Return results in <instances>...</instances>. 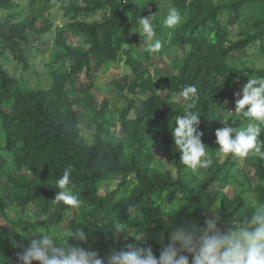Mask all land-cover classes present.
<instances>
[{
	"label": "trees",
	"instance_id": "16d2710c",
	"mask_svg": "<svg viewBox=\"0 0 264 264\" xmlns=\"http://www.w3.org/2000/svg\"><path fill=\"white\" fill-rule=\"evenodd\" d=\"M28 1L19 18L11 12L18 6L15 0H0L5 12L0 17V219L7 223L0 222V264H18L22 249L11 241L28 246L30 239L20 237L27 238L37 227L35 214L48 217L49 229L63 233L61 241L84 227L91 238L79 246L103 259L104 252L132 243L123 237L115 240L110 232L119 220L129 222L127 207L135 205L137 219L131 226L144 227L146 242L158 258L162 244L148 235L153 229L167 238L170 224L202 225L211 206L219 209L227 226L233 217L250 214L253 201L264 203V160L217 154L215 138L220 123L230 116L225 111H234V93L248 72L233 65L232 53L249 51L254 43L264 50V0H165L182 13L183 23L175 28L162 24V0H82V5L73 0ZM55 8L62 13L61 25L45 15ZM149 10L163 43L159 55L177 47L183 51L172 63V73L156 81L142 66L150 56L144 35L137 33L138 18L152 16ZM233 14L239 20L233 25L235 39L228 29ZM50 32L48 88L30 89L1 60L12 56L27 69L24 49ZM143 43L141 51L135 49ZM122 63L135 77L111 122L107 101L97 104L93 89L99 72ZM253 73L264 76V68ZM187 84L200 92L193 111L201 117L202 142L213 159L201 174L179 160L171 134L176 116L184 114L182 98L174 101L171 96ZM85 119L92 130L90 141L83 136ZM231 119L233 127L245 123L234 114ZM111 129L119 134L109 140ZM68 166L74 169L71 191L81 199L75 209L53 201L55 181ZM107 183L115 185L103 191ZM174 213V218H164Z\"/></svg>",
	"mask_w": 264,
	"mask_h": 264
},
{
	"label": "clouds",
	"instance_id": "9594fccd",
	"mask_svg": "<svg viewBox=\"0 0 264 264\" xmlns=\"http://www.w3.org/2000/svg\"><path fill=\"white\" fill-rule=\"evenodd\" d=\"M154 15L138 18L140 28L137 33L144 35L146 51L157 53L163 43L153 25ZM182 23V13L176 8H170L162 20L167 28H175ZM178 95L183 100L184 114L176 116L171 126L173 143L180 153L179 160L194 173L201 174L202 170L212 166L213 159L209 148L202 142L203 133L199 130L201 117L193 111L200 92L194 84H187ZM234 98V111L218 109L230 116L215 131L219 146L217 154L264 160V139H261L264 133V76L248 77L241 90L234 93ZM232 114L245 122L242 127L228 124ZM73 171L71 166L64 168L55 181L57 190L53 201L75 209L80 207L81 199L71 191ZM253 205L254 210L250 214L233 217L227 226L219 209L212 206L202 225L170 224L165 230L170 235L166 245L161 234L162 247L158 258L146 242L144 227L131 226L132 221L137 219L135 205L127 207L129 222L119 220L110 232L115 240L123 237L132 243L119 250L113 249L103 259L98 252L79 246L91 238L84 227H77L69 238L61 241L58 230H50L47 226L48 217L44 214L32 217L37 227L27 238L19 236L21 240L30 239L28 246L15 239L11 243L14 248L22 249L16 256L18 264H264V203L253 201ZM174 217L175 213L164 218ZM0 259L4 260L3 257Z\"/></svg>",
	"mask_w": 264,
	"mask_h": 264
},
{
	"label": "rangeland",
	"instance_id": "374dc122",
	"mask_svg": "<svg viewBox=\"0 0 264 264\" xmlns=\"http://www.w3.org/2000/svg\"><path fill=\"white\" fill-rule=\"evenodd\" d=\"M78 4H83L82 0H73ZM17 3V7L12 10L13 14L19 13V18L24 16V13L29 5L28 0H15ZM161 5L164 6V10H166V15L170 8H172L170 2L166 3L165 0L161 1ZM5 12L0 10V17ZM149 15L153 13L151 10L148 11ZM45 15L51 19L54 24L61 25L62 24V13L57 8L52 9L45 13ZM239 20L235 21V14H233L229 20L228 29L231 33V39L236 38V31L233 28V25L236 24ZM161 22V21H160ZM137 36H139L137 34ZM134 38H136L134 36ZM145 43V37L142 39ZM53 41V32L42 34L38 40L33 41L30 47H26L24 49V54L28 59V68L23 69V64L17 63L16 59L12 56H5L4 59L1 60V63L6 69L15 75L17 78H20L24 81L26 87L30 89H47L49 82L48 77L46 76L45 64L48 61L49 53L52 50V42ZM68 43L71 45H75L74 38H68ZM141 44L138 48L141 51L145 44ZM182 48L177 47L176 50L170 49L163 56L159 55V52L152 53L149 51V60H145L142 62V66L147 67L151 78L156 81L161 74H171L172 73V63L176 60H179L182 55ZM233 65L236 66L239 70L244 71L248 70V72H243V80L244 83L247 82L248 77H255L254 71L257 69L264 68V50L259 47V44H253L249 51H244L242 54L232 53ZM242 73V72H241ZM133 74L130 72L129 68L124 64H118L115 67H111L106 71H101L97 75L95 79L94 86V94L96 97L97 104L100 103L102 99L107 101V114L106 118L110 119L111 122L115 121L118 117V108L125 101V90L129 85L130 81L134 78ZM28 83V84H27ZM242 84L237 85V92H239L242 88ZM171 98L174 101H180L181 97L178 95H172ZM110 113V115H109ZM131 117L132 114L130 115ZM83 136L90 141L91 127L88 124V120H84L83 122ZM112 134L107 139L111 140L114 136H118V130L111 129ZM0 144L2 145V141L0 140ZM249 178L252 180L251 183L253 186L256 185L254 178L250 172ZM115 184H105L103 186V191L108 190L110 187ZM227 195L230 196L231 191L229 187L225 190ZM2 226H7V223L0 219ZM60 234H63L60 232ZM59 234V235H60ZM161 232L159 230L153 229L148 233L151 237L161 243ZM170 237L164 238L163 236V244H167L169 242ZM162 244V243H161ZM111 252L106 251L104 254L108 256Z\"/></svg>",
	"mask_w": 264,
	"mask_h": 264
}]
</instances>
